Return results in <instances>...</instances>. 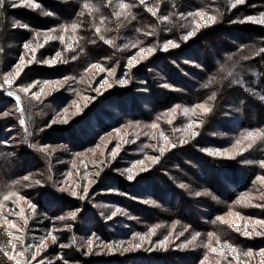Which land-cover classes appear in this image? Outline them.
Here are the masks:
<instances>
[{"label":"trees","instance_id":"trees-1","mask_svg":"<svg viewBox=\"0 0 264 264\" xmlns=\"http://www.w3.org/2000/svg\"><path fill=\"white\" fill-rule=\"evenodd\" d=\"M233 3L236 0H144L143 4L140 0H4L0 7V212L9 211L21 199L30 200V191L36 194L39 190L35 166L23 168L9 146L8 116L16 113L11 109L14 102L5 98L4 92L10 89L5 80L12 79L8 74L28 60L36 67L28 70L24 80L48 83L52 79L40 67L57 59L66 72L77 70L78 82L68 87L70 109L73 104L77 112L70 117L72 127L84 119L88 125L103 100H112L122 107L124 117L118 124L128 126L139 140L143 129L154 123L147 111L140 110L143 88L149 90V107L175 118L171 128L165 127L166 139L152 157L162 160L157 168L163 172L188 167L190 175H180V181L186 187L199 188L203 197L191 198L190 190H182L177 206L151 211L148 220L155 218L151 225L159 227L154 233L161 234L159 239L169 238L161 250L164 259L174 262L193 257L198 264L214 255L220 264H241L243 258L244 264H264V232L259 236L253 228L264 222V23L246 19L264 17V0H245L234 8ZM121 4L128 7L121 8ZM205 16L215 17V22L207 24ZM189 32L194 35L184 40ZM168 41L179 46L165 51ZM141 49L155 51L146 55ZM133 56L136 59L129 63ZM101 73L113 84L93 96V84ZM124 73L129 86L121 90L117 79ZM18 91L23 118L38 125L37 140L28 145L27 136L22 141L35 147L36 141L46 140L49 128H45L43 115L55 112L56 102L51 100L47 106L44 99ZM130 93H134L133 103ZM201 104L210 111L203 112L197 107ZM77 116L80 120L74 121ZM234 118L239 121L238 129L229 125ZM104 133L90 128L88 144ZM249 133L254 135L249 137ZM151 135L158 137V131ZM209 142L221 144L228 159L203 153ZM155 164L152 160L148 167ZM245 165L252 167L249 173ZM25 176L29 179L24 180ZM229 183L237 190L232 187V191ZM5 196L9 198L5 200ZM210 196L214 202L209 201ZM199 199L206 205H198ZM246 220L252 225L253 237L244 241ZM182 239L188 241L187 246L177 245ZM225 243L236 252L224 248Z\"/></svg>","mask_w":264,"mask_h":264},{"label":"rangeland","instance_id":"rangeland-1","mask_svg":"<svg viewBox=\"0 0 264 264\" xmlns=\"http://www.w3.org/2000/svg\"><path fill=\"white\" fill-rule=\"evenodd\" d=\"M203 54L201 51L200 55ZM52 61L55 63H51ZM32 63L33 61L28 60L21 62L20 66L8 74L12 77L9 79L12 83L6 84L10 89L4 95L7 101L14 102L11 109L16 114L12 118L8 116L10 125L6 136L17 162L25 169L35 166V183L39 182V190L36 194L30 191V200L21 199L20 204L11 205L9 211L0 212V264H196L193 257L188 260L175 259L177 261L174 262L164 259L161 250L167 247L169 238L159 239L161 234L154 233L159 227L151 225L155 218L148 220L155 208L177 206L181 201L182 190H190L191 198L203 197V194L196 195L199 188L186 187L180 181V175H190L188 167H173L169 169V173L163 172L157 168L162 160H157L153 167H148L154 158L152 154L165 141V127L171 128L174 124L173 115L170 114V118L149 107L152 101L149 90L143 88L139 101L144 105L140 110L147 111L148 118L154 123L143 129L142 135L138 136L139 140L129 132L128 126L118 124L124 117L122 107L112 100H103L88 125L82 119L78 127H72L73 122L69 120L77 112L74 111L73 104V109H70L71 91L68 87L71 82H78L75 75L77 70H69L67 73L66 66L57 59L46 61L40 68H43V75L52 80H48V83H32L24 80L28 70L36 67ZM183 63L194 66L190 61ZM158 67L161 68L162 64L159 63ZM122 79L127 80L126 73L117 79L121 90L129 86L128 81L124 85L119 84L118 81ZM141 81L146 86L144 79ZM109 84L112 85L113 81L105 78L102 73L99 74L93 84V96L109 90ZM21 88L44 99L47 106L51 100L56 102L53 106L55 112L43 115L45 128H49L46 140L36 141L35 147L25 146L22 141L27 136L30 137L26 143L28 145L30 140H37L38 125L33 122L28 124L23 118L21 100L19 104L16 101L17 92ZM133 97L134 93H130L132 103ZM125 103L129 108V100ZM78 118L80 120L77 116L74 121ZM20 120L24 121L23 125ZM187 122H190V116H187ZM229 125H235L238 129L239 121L234 118ZM90 128L97 129L98 134L103 131L105 133L101 139L96 137L93 143L88 144ZM219 128L218 125L214 127L216 135L220 133ZM154 131H158V137L151 135ZM192 134L196 135V131L193 130ZM220 146L221 144L209 142L203 146L202 151L217 158L222 156L228 159L229 153L226 149L221 150ZM143 148L150 156L146 155ZM244 167L248 173L252 168L250 165ZM196 173L199 179L201 171L197 169ZM129 175L134 179L129 180ZM223 181L226 183L224 178ZM228 187L232 190L233 186L229 183ZM62 188L67 191H61ZM72 191H76L77 196H72ZM81 196L84 198L81 199ZM217 196L218 194L215 195ZM209 201L214 202L215 199L210 196ZM199 202L198 205L204 204L200 199ZM31 205H35V208ZM77 209L80 211L75 219H59ZM113 212L116 214L112 215ZM250 225L246 220L242 228L244 241L253 237ZM253 228L258 235L262 234L264 222ZM245 232L248 233L247 236L244 235ZM176 242L183 247L188 241L182 239ZM34 255L35 260L32 259ZM213 256L198 264H220L221 260ZM243 259H240L241 264H244Z\"/></svg>","mask_w":264,"mask_h":264},{"label":"snow or ice","instance_id":"snow-or-ice-1","mask_svg":"<svg viewBox=\"0 0 264 264\" xmlns=\"http://www.w3.org/2000/svg\"><path fill=\"white\" fill-rule=\"evenodd\" d=\"M244 2H245V0H236V3H233L231 6L234 8V7H236V4H242V3H244ZM3 3H4V0H0V7L3 6ZM140 3L143 4V3H144V0H140ZM13 6H16V5H13ZM29 6H32V7H39V5H35V4H30ZM85 7H87V5H86ZM120 7L126 9V8L128 7V5H127V4H121ZM47 14H48V13L46 12L45 15H47ZM122 14H123V13H117V15H122ZM197 15H202V14H201V13H197ZM165 19H167V18H165ZM205 19H206V21H207V24H209V25H210L211 23L215 22V17H207V16H205ZM246 19L249 20V21H252V22L264 23V17H262L260 20H256V18H254V17H248V18H246ZM192 35H194V32H189L187 35H185V36L183 37V39H184V40H187V39H189ZM101 39H103V37H101ZM169 46H171V47H178L179 45L173 43L172 41H168V42H166V43L164 44V46H163V50H165V51L168 50ZM26 47H28V46L26 45ZM141 51L145 52V54L147 55V54H151L153 51H155V49H141ZM135 59H136L135 56L131 57L129 63H131V61H132V60H135ZM51 63H55V61H52ZM95 67L99 68L100 66H99V65H96ZM5 83L10 85V84L12 83V81H11V80H5ZM118 83L121 84V85H124V84L127 83V80L122 79V80L118 81ZM111 86H112L111 84L108 85V87H111ZM20 90L23 91V92H27V89H26V88H21ZM8 94H9V95H12V93H8ZM16 101H17V104H19V102H20V97H19V96L16 97ZM197 107L200 108V109H201L203 112H205V113L208 112V111H210V109L207 108V107H205V105H203V104L198 105ZM19 110H22V109H19ZM186 111H187V110H186ZM7 114H8V113H5L4 115H7ZM20 123L23 125V124H24V121H23V120H20ZM153 127H155V125H153ZM253 135H254L253 133H249V137H252ZM165 139H166V138H165ZM172 146L175 147V145H172ZM161 153H163V149H161ZM155 162H156V159H153V163H155ZM262 165H264V162H262ZM127 178H128L129 180L134 179V177H133L132 175H129ZM23 179H24V180H28L29 177H28V176H25ZM37 183H39V182L37 181ZM181 187H185V186H184V185H181ZM61 191H67V189L62 188ZM70 194H71L72 196H74V197L77 196L76 191H72ZM85 194H86V190H85ZM196 195H200V193H196ZM8 198H9L8 196H5V197H4L5 200H7ZM80 198L83 199L84 196H81ZM149 203H152V202H149ZM31 207L34 209V208H35V205H31ZM78 211H80V210L77 209L76 211L69 212L67 217H63V216H62V217H59V219H66V218H72V219H75V217H76ZM117 211H119V210H117ZM115 214H116V213L113 212L112 215H115ZM218 219H219V218H218ZM9 226H10V227H15V225H9ZM233 227H235V225H233ZM49 235H52V234L49 233ZM244 235L247 236L248 233L245 232ZM141 239H143V238H141ZM194 239H195V237H193V240H194ZM53 240L55 241V237H54V236H53ZM189 243H192V242L189 241ZM139 246H140V245H137V247H139ZM185 246H187V245H185ZM13 247H15V245H13ZM223 247L226 248V249H230V251H232L233 253L236 252V249H235V248H231L230 245H228L227 243H225V244L223 245ZM213 251H216V250L213 249ZM20 255H23V253H20ZM247 255H251V253L249 252V253H247ZM32 259L35 260V259H36V256L34 255V256L32 257Z\"/></svg>","mask_w":264,"mask_h":264}]
</instances>
